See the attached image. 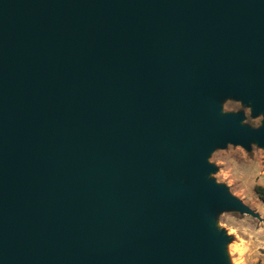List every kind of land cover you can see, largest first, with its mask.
I'll list each match as a JSON object with an SVG mask.
<instances>
[{"label":"water","instance_id":"95a60500","mask_svg":"<svg viewBox=\"0 0 264 264\" xmlns=\"http://www.w3.org/2000/svg\"><path fill=\"white\" fill-rule=\"evenodd\" d=\"M251 141L264 0H0V264H222L205 159Z\"/></svg>","mask_w":264,"mask_h":264},{"label":"rangeland","instance_id":"374dc122","mask_svg":"<svg viewBox=\"0 0 264 264\" xmlns=\"http://www.w3.org/2000/svg\"><path fill=\"white\" fill-rule=\"evenodd\" d=\"M213 100L220 106V115L242 114V126L260 129L263 115L253 116L250 106L241 99L225 95ZM205 162L208 170L202 172L203 179L252 212L207 208L206 231L221 240L218 252L222 264H264V203L255 193V187L264 188V149L254 141L248 148L230 143L224 147L215 145ZM163 179L186 186L190 177L184 173L172 181L163 171Z\"/></svg>","mask_w":264,"mask_h":264},{"label":"trees","instance_id":"16d2710c","mask_svg":"<svg viewBox=\"0 0 264 264\" xmlns=\"http://www.w3.org/2000/svg\"><path fill=\"white\" fill-rule=\"evenodd\" d=\"M255 193L259 197V199L264 203V188L255 187Z\"/></svg>","mask_w":264,"mask_h":264}]
</instances>
